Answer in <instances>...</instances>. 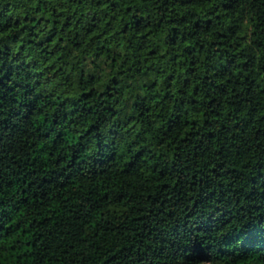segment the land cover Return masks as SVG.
<instances>
[{
	"label": "trees",
	"instance_id": "obj_1",
	"mask_svg": "<svg viewBox=\"0 0 264 264\" xmlns=\"http://www.w3.org/2000/svg\"><path fill=\"white\" fill-rule=\"evenodd\" d=\"M0 264H264V0H0Z\"/></svg>",
	"mask_w": 264,
	"mask_h": 264
},
{
	"label": "snow or ice",
	"instance_id": "obj_2",
	"mask_svg": "<svg viewBox=\"0 0 264 264\" xmlns=\"http://www.w3.org/2000/svg\"><path fill=\"white\" fill-rule=\"evenodd\" d=\"M0 239H2V238H0ZM0 247H2V246H0Z\"/></svg>",
	"mask_w": 264,
	"mask_h": 264
}]
</instances>
